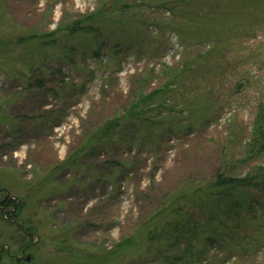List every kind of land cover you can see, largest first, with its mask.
<instances>
[{"label": "rangeland", "instance_id": "1", "mask_svg": "<svg viewBox=\"0 0 264 264\" xmlns=\"http://www.w3.org/2000/svg\"><path fill=\"white\" fill-rule=\"evenodd\" d=\"M262 108L264 0H0V248L264 264Z\"/></svg>", "mask_w": 264, "mask_h": 264}, {"label": "trees", "instance_id": "2", "mask_svg": "<svg viewBox=\"0 0 264 264\" xmlns=\"http://www.w3.org/2000/svg\"><path fill=\"white\" fill-rule=\"evenodd\" d=\"M96 15H89L87 17H85L86 21H82V20H75L73 22H70V23H65L64 24V27L65 28H74V30H92L93 27L88 25V22L89 20H92ZM71 24V26H70ZM175 78V77H174ZM172 83V81H171ZM173 85V84H172ZM169 86H171L169 84ZM43 87V86H42ZM146 98H148V95H146ZM133 114H136V115H139L138 112H135ZM127 116H131V115H127ZM256 126L254 128V135H253V138H252V143L250 146L253 147V151L252 152H260V151H264V108L260 109V112L258 113V115L256 116ZM109 125V124H108ZM89 142V141H88ZM87 142V144H88ZM249 179H246L245 177H242V178H221L219 177L218 180L216 181V184H239V185H242V184H245V185H250V183H248ZM252 184H255V183H252Z\"/></svg>", "mask_w": 264, "mask_h": 264}, {"label": "flooded vegetation", "instance_id": "3", "mask_svg": "<svg viewBox=\"0 0 264 264\" xmlns=\"http://www.w3.org/2000/svg\"><path fill=\"white\" fill-rule=\"evenodd\" d=\"M10 219L16 222L12 217ZM15 247L13 252L10 251L11 248L7 245H3V247L0 248V264H30L34 261L33 259L35 256L30 251L29 244L22 243Z\"/></svg>", "mask_w": 264, "mask_h": 264}]
</instances>
